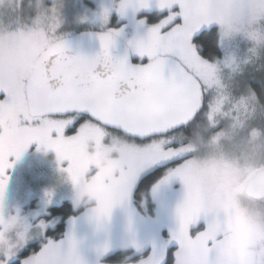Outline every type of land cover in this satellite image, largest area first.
I'll use <instances>...</instances> for the list:
<instances>
[{
    "label": "rangeland",
    "instance_id": "obj_1",
    "mask_svg": "<svg viewBox=\"0 0 264 264\" xmlns=\"http://www.w3.org/2000/svg\"><path fill=\"white\" fill-rule=\"evenodd\" d=\"M231 3L228 11L221 7L224 11L221 15H215L217 7L204 11L206 15H195L200 26L217 25L221 47L219 58L212 61L202 59V63L192 60L194 53L182 55L183 46H180V51L177 47L171 49L182 56L199 77L204 92L210 93L204 113L214 131L203 134L204 144L199 147L191 142L177 144L174 151L179 159L150 189L151 212L144 197L138 201V206L133 198L139 179L161 165L154 164L142 170L137 153L147 141L133 143L122 136L102 139L95 131L86 132L71 145V164L77 171L75 182L63 170L67 162L60 159L65 147L70 145V138L66 135H71L75 128L66 130L65 135L59 132L52 135L47 125L41 126L37 139L18 156L8 157L0 211L5 217L15 218L13 243H25L21 253L30 249L21 258L40 252L48 244L55 245L63 253L71 240L81 264H139L142 259L157 255H162V264L165 256H172L178 248L172 239L179 221L172 208L174 200L170 199L173 196L171 191L181 192V187L186 185L190 186L186 189L188 194L207 196L213 205L228 202L232 192L230 188L234 187V171L251 170V166L242 167L234 163L249 160L250 156L253 159L264 157V96L260 95L259 99L246 86L247 75L251 72L264 77V0H233ZM119 4L120 0H0V41H30L39 37L44 43H52L77 32L75 29L80 26L106 28L112 29L126 42L135 62H141L147 58L141 59L133 45L136 40L147 38L146 30L152 24L146 20L143 30L138 27L142 18L123 23L122 18H116L113 20L114 27L108 28L109 15L120 12ZM102 10H107L106 19L102 18ZM122 13L126 14L125 10ZM190 36L183 35L174 44H187ZM17 134L15 123L0 119V141L14 143ZM167 140L179 139L175 135L167 137ZM160 143L157 142L153 154H159ZM109 145L119 147L121 165L128 169L130 178L123 186L110 183L106 170L97 166V162L109 151ZM185 169L189 170L188 179L177 188L175 180ZM245 181L239 177L235 187L239 184L243 186ZM80 191L92 198L94 208L90 209L78 201L77 193ZM118 194L124 195L113 204L107 216L95 211L113 201ZM65 202L70 204L71 214L64 217L63 214L51 213L52 207H59ZM191 204L195 207L194 201ZM240 206L251 218V223L247 221L249 226L238 231L233 243H227L228 240L222 237L223 228L212 219L202 214L193 215L196 219L206 218L207 223L204 226L203 221L198 222L199 230H203L196 239L185 234V242L180 241L183 261L187 259L191 264H199V251L195 248L194 251L187 250L185 244H195L211 231L212 238L205 241V247L214 249L209 258L212 264H264V209L245 200ZM94 214L105 217L103 226L97 225ZM61 222L62 231L53 237ZM256 232L259 238L250 246L249 241ZM228 233L234 234L233 230ZM208 240L212 241L211 245L206 243ZM33 244L38 248L32 249ZM6 246L7 240L0 244V250ZM116 252L125 254L121 261L105 260Z\"/></svg>",
    "mask_w": 264,
    "mask_h": 264
},
{
    "label": "snow or ice",
    "instance_id": "obj_2",
    "mask_svg": "<svg viewBox=\"0 0 264 264\" xmlns=\"http://www.w3.org/2000/svg\"><path fill=\"white\" fill-rule=\"evenodd\" d=\"M184 4L194 6V0H120L119 11L155 6L160 15L148 27L146 39L136 40L133 48L147 63L133 66L126 57L113 62L109 49L113 44L114 31L99 35L100 53L93 59L66 55L62 41L44 43L39 37L34 40L0 41V119L15 123L18 127L14 143L0 141V196L4 187V170L9 166L8 157L18 156L33 140L38 138L41 126L47 125L52 135L58 132L65 135L66 130L75 128L60 159L67 162V171L75 182L77 171L72 167V144L88 131H95L102 139L122 136L135 143L137 139L147 141L138 150V162L143 169L154 164H167L179 159L175 153L176 141L167 140L174 132L183 129L188 134L189 125L199 119L207 99L199 77L184 63V58L172 48L182 36L178 28L184 24L182 13ZM54 11V10H53ZM102 18H107V10H102ZM143 23V21H142ZM190 43L200 47L196 54L207 58V53L215 51L216 41L210 28L193 32ZM58 81L54 87L50 82ZM258 94L264 96V79L253 76L246 81ZM178 89L188 93L199 92L200 108L192 121L185 125L160 130L151 127L145 116L148 111L166 112L174 102ZM167 140L166 143L163 141ZM159 144V154L153 149ZM172 149L173 151H169ZM124 194L95 211L108 215L114 203ZM15 218L5 217L0 211V244L7 240V246L0 250V264H81L75 255L74 242L69 240L68 248L61 252L55 245L48 244L40 252L21 258L23 245L13 243ZM199 221L207 223L206 218L196 219L190 211L181 213V220L172 239L178 248L165 264H184L181 256V243L185 234L196 239ZM204 228V227H203ZM195 231L193 235L192 232ZM212 244L211 240L206 242ZM211 253L214 249L206 248ZM162 255L142 259L139 264H161ZM209 264H212L211 259Z\"/></svg>",
    "mask_w": 264,
    "mask_h": 264
},
{
    "label": "trees",
    "instance_id": "obj_3",
    "mask_svg": "<svg viewBox=\"0 0 264 264\" xmlns=\"http://www.w3.org/2000/svg\"><path fill=\"white\" fill-rule=\"evenodd\" d=\"M232 1L233 0H194V6H189L187 4H184V6L182 7V13L185 16V21H184V24L178 28V31L181 33V36L187 35V34L192 35L193 32H197L201 28H203L205 31H208L210 28V31L215 38V41H216L215 51L210 50L207 53V58H201L196 54V49L199 48L200 45L199 43L196 45H192L190 43V39L188 40L187 44H183V45L174 44L172 47H177L180 51V46H183V48H181V51L183 52H180V53L182 55H188V54L190 55V53H194L195 58L191 57L192 60L197 59V61L199 62H202L201 61L202 59L212 61L214 59L219 58L221 56V47H220V38H219L218 30H217V25L216 24H205L203 26H200L196 22L198 17H196L195 15L198 13H202V15H206L204 11L209 12L211 10V7H217L215 11V15L217 14L221 15L224 13L221 7H223L225 11H228L229 6L232 5L231 3ZM153 2H156V0H153ZM125 12L126 14H123L121 11L119 13H117L116 11L114 13H111L109 15L108 28L110 26L114 27L115 24H113V20H116V18H122L123 20L121 21V23L126 22V21L128 22L135 21L137 19L142 18L143 25H141L142 23L141 21L140 26L138 27H141L144 30L146 20L148 21V23L154 24L160 15L159 11L155 8V6H150L148 8H141L137 10H133L132 8H127L125 9ZM119 24L120 22L116 24V26H118ZM82 29H91V28H88V27L83 28L82 26H80V27H77L75 30L78 32ZM92 29H97V28H92ZM103 30H108V29L105 28ZM109 31H112V29H109ZM18 40H24V39H18ZM13 41H17V40H13ZM165 42H169V41L166 40ZM165 45H166L164 48L165 51H169L172 49L167 46L168 44H165ZM253 76H255L258 79L264 78L260 74L251 72L250 74L247 75V80L251 79ZM207 80H209V78ZM246 86L248 88H251L248 85ZM251 90H253L254 94L260 99V94H258L253 88H251ZM206 95H207V99L205 103L209 101L210 93L209 94L206 93ZM205 110H206V106L204 110L200 112L199 119L196 121H193L189 125L187 135L184 133L183 129H180L179 131L170 134L171 136L177 135L179 140H175L176 144H186L187 142L188 143L191 142L194 145H196V147H199L204 144V140L202 139L203 134H209L212 131H214L208 125V122H207L208 119H207L206 114L204 113ZM137 141L143 142L140 140H137ZM258 155L260 156V154ZM175 162L176 161L168 163L165 166L159 167L158 169L151 170L150 172H148L147 174H145L139 179V181L137 182L135 186L134 192H133V198L137 206H138V201L144 197L146 200L147 206H148V210L151 212V208L153 204L151 203L152 200H151V195H150V189L158 180H160L163 176H165L167 171L175 164ZM234 164H239L242 167L245 165H248V167L251 166V170L247 171L248 169H246V172H242V169L241 170L238 169L234 171V179H232V181L234 180V187L230 188L232 192L228 196V202L225 204L213 205L207 196L203 197L202 195L195 194V193L188 194L186 189H189L190 186H186V185H183L184 187H181V192L178 191V192L173 193L171 191L170 193L173 196L170 199L174 200V202L172 203V208L176 215V220L178 219V221H180L181 213L186 212V211H190L192 215L194 216H198V214H202L204 217L212 219L216 225L221 226L223 228L222 237H224L225 240H228L227 243H233L236 240L235 237L238 231L241 230L244 226L246 227H244L243 229H247V227L249 226V225L247 226L246 224L247 221L249 222V224L251 223V218H249L246 215V213L242 211L240 208L241 201L245 200L250 203H254L256 206L262 208V210L264 209V200L254 201V200L247 198L242 193L243 186L239 184V187H235V184L237 183L239 177H241V181L242 180L245 181V179L251 176L256 169L263 166L262 164H264V157H256L253 159L250 156L249 160L242 159L239 162L234 163ZM188 174H189V170L185 169V171H183L179 175V177L175 180V186L177 187L181 185V183L184 184L188 179ZM170 190L171 189H169V191ZM198 192H201V191H198ZM203 192H204V189L201 193ZM193 201H194L195 207H193L191 204V202ZM50 211L53 215L63 214V216L65 217L72 213V208L69 203L65 202L59 207H52ZM62 229H63V222L58 224L56 231H54L55 235H52V236L55 237L56 235H58L62 231ZM230 230L231 231L233 230L234 234L230 235V233H228ZM211 238H212V232L208 231V233H206L204 236H201L200 240L196 242L195 244H191L189 242L187 243V247H189L190 251H194V248L197 251H199V254H198L199 264H206L209 261L210 255L207 251H205L206 249L205 241ZM32 246H31L32 249L38 248V245L36 244L35 245L33 244ZM29 251L30 249L24 251L22 254L25 255ZM123 255L125 254L116 252L114 254L108 255V257H106L105 260L109 262H118L122 260ZM170 258L171 257H169L166 261H169ZM165 262L162 264H165ZM184 264H191V263L188 261V262H185Z\"/></svg>",
    "mask_w": 264,
    "mask_h": 264
},
{
    "label": "water",
    "instance_id": "obj_4",
    "mask_svg": "<svg viewBox=\"0 0 264 264\" xmlns=\"http://www.w3.org/2000/svg\"><path fill=\"white\" fill-rule=\"evenodd\" d=\"M104 32L107 31L82 30L55 42L62 41L65 44L67 56L91 60L101 51L99 35ZM109 55L113 62L126 57L133 66L148 62H135L129 46L118 36L114 37L113 44L109 49ZM50 83L54 87L59 86L58 81H51ZM199 108L200 97L198 91L192 94L183 89H178L175 93L173 104L166 112L159 113L150 110L146 113L145 118L151 127L165 130L177 125L188 124L189 121H192ZM242 193L254 201L264 200V167L257 169L245 181Z\"/></svg>",
    "mask_w": 264,
    "mask_h": 264
},
{
    "label": "clouds",
    "instance_id": "obj_5",
    "mask_svg": "<svg viewBox=\"0 0 264 264\" xmlns=\"http://www.w3.org/2000/svg\"><path fill=\"white\" fill-rule=\"evenodd\" d=\"M109 151L97 162V166L106 170L107 179L110 183H114L116 186H123L129 180L128 169L121 165L120 162V149L118 146H108ZM115 153V155H113ZM78 201L88 208H94L92 198L86 196L82 191L77 193ZM94 219L99 226H103L105 217L99 214H94ZM259 238L258 232L254 234V238L249 241L250 246L254 245Z\"/></svg>",
    "mask_w": 264,
    "mask_h": 264
},
{
    "label": "flooded vegetation",
    "instance_id": "obj_6",
    "mask_svg": "<svg viewBox=\"0 0 264 264\" xmlns=\"http://www.w3.org/2000/svg\"><path fill=\"white\" fill-rule=\"evenodd\" d=\"M171 134H172V133H171ZM170 136H171V135H169L168 137H170ZM167 164H168V163H167ZM165 165H166V164H161V165L155 167L154 169H158L159 167H162V166H165ZM154 169H153V170H154ZM184 242H185V240H184ZM185 247H186L187 250H190L189 247H187V244H185ZM162 251H163V253H164V252H165V249H163ZM165 257H166V260H167L169 257H172V256H171L170 254H168V256H165ZM166 260H165V261H166ZM165 261H164V262H165ZM188 261H189V260L186 259L185 262H188ZM164 262H163V263H164ZM185 262H184V263H185Z\"/></svg>",
    "mask_w": 264,
    "mask_h": 264
}]
</instances>
